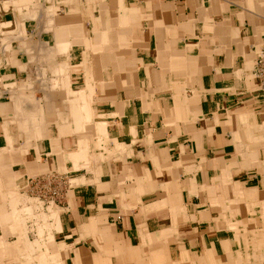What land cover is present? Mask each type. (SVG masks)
Masks as SVG:
<instances>
[{
    "label": "crops",
    "instance_id": "crops-1",
    "mask_svg": "<svg viewBox=\"0 0 264 264\" xmlns=\"http://www.w3.org/2000/svg\"><path fill=\"white\" fill-rule=\"evenodd\" d=\"M263 45L264 0H0V264H264Z\"/></svg>",
    "mask_w": 264,
    "mask_h": 264
},
{
    "label": "built area",
    "instance_id": "built-area-1",
    "mask_svg": "<svg viewBox=\"0 0 264 264\" xmlns=\"http://www.w3.org/2000/svg\"><path fill=\"white\" fill-rule=\"evenodd\" d=\"M252 75L257 80L259 87L264 90V45L256 52Z\"/></svg>",
    "mask_w": 264,
    "mask_h": 264
},
{
    "label": "bare ground",
    "instance_id": "bare-ground-1",
    "mask_svg": "<svg viewBox=\"0 0 264 264\" xmlns=\"http://www.w3.org/2000/svg\"><path fill=\"white\" fill-rule=\"evenodd\" d=\"M264 233V232H263ZM5 247V246H4ZM7 247H9V246H7ZM5 249V248H4ZM8 250V249H7ZM12 250V249H11ZM11 250H10V252H11ZM16 250V249H15ZM15 250H13V251H15ZM8 253V252H7ZM16 263V262H15Z\"/></svg>",
    "mask_w": 264,
    "mask_h": 264
}]
</instances>
